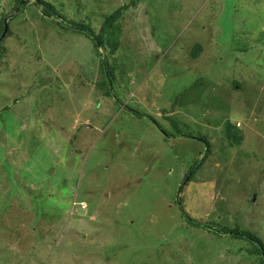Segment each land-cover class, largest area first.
Wrapping results in <instances>:
<instances>
[{
  "label": "rangeland",
  "instance_id": "obj_1",
  "mask_svg": "<svg viewBox=\"0 0 264 264\" xmlns=\"http://www.w3.org/2000/svg\"><path fill=\"white\" fill-rule=\"evenodd\" d=\"M41 1L62 19L21 2L0 43V264H259L223 231L264 246V0L121 11L109 98L62 21L97 36L131 0Z\"/></svg>",
  "mask_w": 264,
  "mask_h": 264
},
{
  "label": "trees",
  "instance_id": "obj_2",
  "mask_svg": "<svg viewBox=\"0 0 264 264\" xmlns=\"http://www.w3.org/2000/svg\"><path fill=\"white\" fill-rule=\"evenodd\" d=\"M14 1H15L14 5L18 6L19 3L23 2V1H27V0H14ZM37 1H38V3H39L38 6L40 7L41 14L43 15L44 18H46V17H54V18H55L54 21H56L57 19H62L61 17H59L58 15L55 14V12L53 11V8H52L49 4H47V3H45V2H43V1H41V0H37ZM137 1H139V0H131V2L129 3V6H123V7H121L120 9H118L115 13H113L112 15L106 16V17H105V20H104V23H103V25H102V27H101V29H100V31H99V33H98L97 36H92L93 34H92L91 31L86 30L85 27H82V26L78 25L77 23H67V22H63V21H62V24H63V25L65 24L66 26H68V27L71 29V31H75V32L81 33V34H83V35H85V36L91 38L92 43H93V45H94V47H95V49H96V55H97V57L99 58V67H100V69H101L103 75L106 76V78L108 79V81H106V83H104V86H103V85L101 86V88H103V89L105 90V96H106L107 98L111 97V96H110V92H109V86H108V84H109V83L111 84V82H113V80H114V76H113V74H112V71L110 70L111 68H110L109 64H107V61L105 62V64L103 63V56H101V54L98 52V50H99V48H98V44H100L101 47L105 45V38H106L105 35L109 32L108 29H110L111 27H113V25H114V21L118 18L119 13H120L121 11H123V10H127V8H129V7H135ZM33 3H34V2H33ZM27 4H29V3H27ZM34 4H35V3H34ZM16 9H17V7L15 8V10H16ZM5 18H6V17H5ZM5 18H1V19H0V35L3 33V30H4V19H5ZM86 31H87V32H86ZM8 33H9V30H8L7 34H8ZM91 34H92V35H91ZM8 35H9V34H8ZM110 37H111V36H110ZM108 43H109V42H107V44H108ZM109 44H110V43H109ZM115 45H116V44H115ZM116 46H117V45H116ZM200 49H201V46H200V45L195 46V48H193L192 54H196L197 51H199ZM105 74H106V75H105ZM101 88H100V89H101ZM103 89H101V90H103ZM133 114H134L136 117H139V118L143 117V115L140 114V113H138V112H133ZM174 128H176L175 125H174ZM230 128H231V127H230ZM232 128H234V127L232 126ZM228 130H230L229 127H228ZM226 134H228V132H226ZM187 136L190 137V136H192V135L188 134ZM227 137H228V135H227ZM196 138H197V137H196ZM198 138H199V137H198ZM199 139H200V138H199ZM192 140H195V138L192 139ZM201 140H203V141L205 142V146H206V148H207V150H208V147H209L208 142H206L205 139H203V138H201ZM207 154H208V153H207ZM197 163H198V162L195 161V163L193 164V166L190 167V173H193L194 171H196V170L198 169V168L196 169ZM255 202H256V200L252 201V203H255ZM249 203H250V201H249ZM78 204H80V203H78ZM177 204L179 205V203H177ZM69 211H70V210H69ZM188 220H189V222H190L195 228H197V226L200 227L198 224H194V223H193L194 221H192V220H190V219H188ZM236 232H238V231H232V230H228V229L223 231V233L230 234V235H232L233 237H237L238 239H239V238L244 239V240L247 241L249 244H251V245L253 246L254 250H251V251L249 250L248 253H249L251 256H253V255H258V256L260 257L259 264H263L264 246H263V244L260 242V240L257 239L256 237H254L255 235H253V234H250V233H247V232H243V231H241L242 233H244V234L246 235V238H245V237H243V236H241V235L238 236V235L234 234V233H236ZM248 235H249V236H248ZM242 237H243V238H242ZM248 237H249V238H248ZM165 257H166V256H165ZM261 257H262V258H261ZM166 258H168V257H166Z\"/></svg>",
  "mask_w": 264,
  "mask_h": 264
},
{
  "label": "water",
  "instance_id": "obj_3",
  "mask_svg": "<svg viewBox=\"0 0 264 264\" xmlns=\"http://www.w3.org/2000/svg\"><path fill=\"white\" fill-rule=\"evenodd\" d=\"M27 2H34L35 4L39 5L38 1L37 0H28ZM25 2H22L20 6V8L23 6ZM16 9L15 12H13L11 15H9L7 18L4 19V30H3V33L0 35V43L4 40L5 36L7 35V32H8V21L14 16L17 14V12L20 10V8ZM98 48L100 50L101 48V45L98 44ZM103 63L105 64V59L103 58ZM109 86L111 87L110 83H109ZM255 198H252V201H254ZM78 213L79 214H83V210H78ZM263 264H264V255H263Z\"/></svg>",
  "mask_w": 264,
  "mask_h": 264
},
{
  "label": "clouds",
  "instance_id": "obj_4",
  "mask_svg": "<svg viewBox=\"0 0 264 264\" xmlns=\"http://www.w3.org/2000/svg\"><path fill=\"white\" fill-rule=\"evenodd\" d=\"M27 1H28V0H27ZM23 2H26V1H23ZM29 3H33V2H29ZM143 117H146V118L150 119L149 117L144 116V115H143ZM233 127H234V130H235V129H236L235 126H233ZM158 129H159V128H158ZM196 140H197V139H196ZM198 141H200V142H202V143L205 144V142H204L203 140L199 139V138H198ZM205 147H206V146H205ZM206 152H207V148H206Z\"/></svg>",
  "mask_w": 264,
  "mask_h": 264
},
{
  "label": "flooded vegetation",
  "instance_id": "obj_5",
  "mask_svg": "<svg viewBox=\"0 0 264 264\" xmlns=\"http://www.w3.org/2000/svg\"><path fill=\"white\" fill-rule=\"evenodd\" d=\"M262 86H263V88H264V80H263ZM254 197H255V196H254Z\"/></svg>",
  "mask_w": 264,
  "mask_h": 264
},
{
  "label": "crops",
  "instance_id": "obj_6",
  "mask_svg": "<svg viewBox=\"0 0 264 264\" xmlns=\"http://www.w3.org/2000/svg\"><path fill=\"white\" fill-rule=\"evenodd\" d=\"M167 138V137H166Z\"/></svg>",
  "mask_w": 264,
  "mask_h": 264
}]
</instances>
